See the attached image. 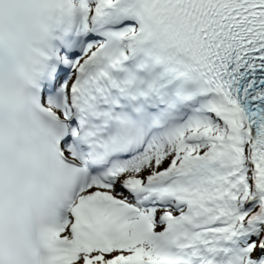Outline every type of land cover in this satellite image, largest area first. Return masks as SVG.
Wrapping results in <instances>:
<instances>
[{
	"label": "snow or ice",
	"instance_id": "1",
	"mask_svg": "<svg viewBox=\"0 0 264 264\" xmlns=\"http://www.w3.org/2000/svg\"><path fill=\"white\" fill-rule=\"evenodd\" d=\"M0 264H264V0H0Z\"/></svg>",
	"mask_w": 264,
	"mask_h": 264
}]
</instances>
